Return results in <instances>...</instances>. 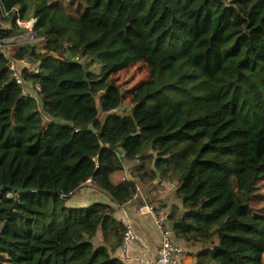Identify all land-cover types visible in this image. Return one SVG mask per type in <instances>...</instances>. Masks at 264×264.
<instances>
[{"label": "trees", "instance_id": "obj_1", "mask_svg": "<svg viewBox=\"0 0 264 264\" xmlns=\"http://www.w3.org/2000/svg\"><path fill=\"white\" fill-rule=\"evenodd\" d=\"M18 18L39 40L12 58L39 73L18 84L0 54L1 264H125L124 160L177 184L168 221L198 264H264V0H0V39ZM139 62L151 79L120 116L114 77ZM90 180L114 206L68 205Z\"/></svg>", "mask_w": 264, "mask_h": 264}, {"label": "crops", "instance_id": "obj_2", "mask_svg": "<svg viewBox=\"0 0 264 264\" xmlns=\"http://www.w3.org/2000/svg\"><path fill=\"white\" fill-rule=\"evenodd\" d=\"M140 161H123L124 170L121 173H118L116 175V179H118V175H121V177L127 175V171L137 169V166H140ZM136 172V171H134ZM133 172V173H134ZM136 181L138 184L139 181H137L136 178H133L132 176L129 177L127 175V180ZM122 180V179H120ZM143 182H141L142 184ZM90 182L86 184V186H90L88 189H92L91 185H89ZM148 186L151 185V188L149 191H144L146 194L147 201L150 204H157L153 201H156V199L162 201L159 202L156 206L159 207L160 211L164 212L166 215H170L172 211L181 208V204L176 200L175 194L173 191L167 189L165 186L158 184V180H156L154 183L149 182L147 183ZM94 186V184H93ZM96 189V188H95ZM87 188H82L80 191H78L75 196L68 202L70 207L74 208H83L92 205L96 202H102L106 204H110L114 206V203L108 198L105 194L101 193L96 189V193L93 194V190H90L89 193H86ZM86 194V195H84ZM159 197V198H158ZM91 203V204H89ZM167 206H165V205ZM116 207V212L114 214L115 218L117 220L121 219V211L122 209L118 206ZM137 205L136 203H132L127 206V214L129 217L130 222L133 224L136 233L139 237V239L134 243V245L131 248V255L134 258L135 261L127 262L123 259V252L121 248H118L116 252L114 253V256L116 258L121 259L125 264H138L136 262V259L139 258H152L155 257L157 254L159 245H160V233L156 229L154 225L153 218L148 217H139L137 214ZM163 207V208H162ZM118 209V210H117ZM121 209V210H120ZM168 225L171 226L172 229V238L173 242L180 246L183 249V254L180 256L179 263L180 264H198V252L202 249L201 245H192L187 243L185 240L178 238L176 235V232L173 230L172 222L168 221ZM98 240L100 245H105L106 241H104L102 233L98 234ZM96 244H98V241L96 240Z\"/></svg>", "mask_w": 264, "mask_h": 264}, {"label": "built area", "instance_id": "obj_3", "mask_svg": "<svg viewBox=\"0 0 264 264\" xmlns=\"http://www.w3.org/2000/svg\"><path fill=\"white\" fill-rule=\"evenodd\" d=\"M5 16H8V14H6ZM16 23L20 28L24 29V31L13 37L1 38L0 54L10 59L9 69L12 72V75L17 83L25 85L26 83L19 71V68L24 67L31 69L33 73H39V67H34L32 62L28 59H23L20 61L15 60L14 58H12V55L17 47L39 40L35 36V25L37 23V19L33 18L29 21H24L18 18L16 20ZM75 60L80 61V58L76 57ZM26 89L27 87L25 88V95L28 94ZM37 90H39V88H37ZM88 182H91V180ZM164 183H166L170 188H176L177 186L176 183L173 184L168 180L164 181ZM172 184L174 186H172ZM132 203H136V205L138 206L137 214L139 217L145 218L150 216L153 218L154 225L160 233V245L155 257L139 258L136 259V262L138 264H180L179 260L180 256L183 254V249L173 242L172 229L168 225V215L160 211L159 207H157L156 205L148 204L145 192H142L141 188L139 187L137 188V192L133 195L132 199L120 207L124 212L122 222L126 226V231L121 247L123 252V259L127 262L135 261L131 255V248L139 239L133 224H131L129 220L126 210L127 206Z\"/></svg>", "mask_w": 264, "mask_h": 264}, {"label": "rangeland", "instance_id": "obj_4", "mask_svg": "<svg viewBox=\"0 0 264 264\" xmlns=\"http://www.w3.org/2000/svg\"><path fill=\"white\" fill-rule=\"evenodd\" d=\"M9 26H10L9 23H7V22H5V21L0 19V29H7ZM38 46L41 48V46H42L41 43H39ZM87 60L88 59H85L84 61L87 62V64H88L87 66H89V69L92 72H94V73H99L100 72V66H101L99 60L96 59L95 62H92V63L90 62V60H88V61ZM81 62H82V60H81ZM150 79H151V68L145 62H139L136 65L128 68L127 70L117 74L114 77V81L117 84L121 85V87H122V89H123V91L125 93V96H126V99L123 102V104L121 106V109L117 111V113L120 116H128V115H131L133 113L134 106H133V104L131 102L130 91H132L133 89L137 88L142 83L149 81ZM26 90H27L28 93H35L36 92V90H34L32 87H30V89L27 88ZM134 169L135 168H133L132 170L128 169L127 175L129 177H131V176L133 177V172L136 171ZM127 175L123 176V177H121V175H118V180H120V179L127 180ZM164 181H166V180H159L158 179V184H159V186L163 185V186H165L167 188L168 185L166 183H164ZM139 183L140 184H138L136 182L137 188L138 187L141 188L142 192L150 190L151 185L148 186V184H147L148 182H145V183L143 182L142 184H141V182H139ZM173 184H175V183H173ZM173 184H172V186H174ZM89 185H91L92 189H88V188H90V186H85V188H87V190H85L86 193H89L90 190H93V194H95L96 193L95 186H93L92 183H90ZM176 188H177V186H176ZM176 188H173V189L175 190ZM263 193H264V190H263ZM84 195H86V194H84ZM153 202L159 204V202H162V201L156 199V201H153ZM147 203L150 204L148 201H147ZM89 204H91V203H89ZM157 204H155V205H157ZM165 206H167V205H165ZM123 216H124V212L121 211V219L118 220V221L125 226V224L122 222ZM97 241H98V244H99L100 242H99L98 238H97ZM2 261H3V259L0 257V264H1Z\"/></svg>", "mask_w": 264, "mask_h": 264}, {"label": "water", "instance_id": "obj_5", "mask_svg": "<svg viewBox=\"0 0 264 264\" xmlns=\"http://www.w3.org/2000/svg\"><path fill=\"white\" fill-rule=\"evenodd\" d=\"M4 189H5V187H1V188H0V191H2V190H4ZM185 212H186V210L183 209V210H182V213L184 214Z\"/></svg>", "mask_w": 264, "mask_h": 264}]
</instances>
